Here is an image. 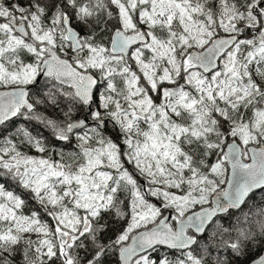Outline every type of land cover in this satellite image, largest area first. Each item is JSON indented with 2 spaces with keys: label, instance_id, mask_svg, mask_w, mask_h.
I'll use <instances>...</instances> for the list:
<instances>
[{
  "label": "snow or ice",
  "instance_id": "6c2138e0",
  "mask_svg": "<svg viewBox=\"0 0 264 264\" xmlns=\"http://www.w3.org/2000/svg\"><path fill=\"white\" fill-rule=\"evenodd\" d=\"M0 264H264V0H0Z\"/></svg>",
  "mask_w": 264,
  "mask_h": 264
},
{
  "label": "trees",
  "instance_id": "16d2710c",
  "mask_svg": "<svg viewBox=\"0 0 264 264\" xmlns=\"http://www.w3.org/2000/svg\"><path fill=\"white\" fill-rule=\"evenodd\" d=\"M256 254H254V256H255Z\"/></svg>",
  "mask_w": 264,
  "mask_h": 264
}]
</instances>
